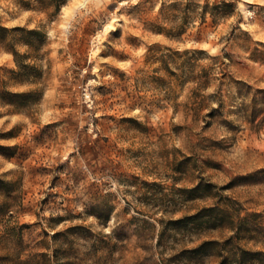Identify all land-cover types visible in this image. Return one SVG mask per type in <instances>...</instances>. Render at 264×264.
Returning <instances> with one entry per match:
<instances>
[{
  "label": "rangeland",
  "instance_id": "rangeland-1",
  "mask_svg": "<svg viewBox=\"0 0 264 264\" xmlns=\"http://www.w3.org/2000/svg\"><path fill=\"white\" fill-rule=\"evenodd\" d=\"M58 2L0 0V264H264V0Z\"/></svg>",
  "mask_w": 264,
  "mask_h": 264
},
{
  "label": "trees",
  "instance_id": "trees-1",
  "mask_svg": "<svg viewBox=\"0 0 264 264\" xmlns=\"http://www.w3.org/2000/svg\"><path fill=\"white\" fill-rule=\"evenodd\" d=\"M64 0H59V6L60 3H62ZM22 29L21 27H13V28H9L6 26H0V30H3L5 32L11 33L14 32L16 30ZM30 34H39V30L38 29H30L28 30ZM6 38V34L0 33V40H5ZM27 44H30L29 42H26ZM204 53L206 52L204 49H200V48H194V49H185L184 51H179L176 50L174 53L175 54H186V53ZM13 54L15 56V60L19 63L20 65V59L18 56H22L20 55L17 51H13ZM214 59H218V56H213ZM193 65V64H190ZM213 67V64L208 65L207 67H203L202 70L196 74L191 75V79L193 81H196L197 83V87L195 89H200L203 88L205 86H207L209 84V82L211 81L212 77H211V69ZM214 111H211L210 115H213Z\"/></svg>",
  "mask_w": 264,
  "mask_h": 264
}]
</instances>
